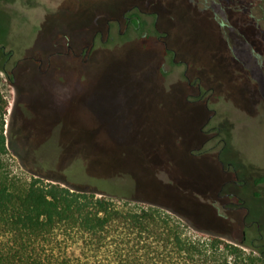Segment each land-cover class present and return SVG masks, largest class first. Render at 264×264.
I'll return each mask as SVG.
<instances>
[{"label": "rangeland", "instance_id": "374dc122", "mask_svg": "<svg viewBox=\"0 0 264 264\" xmlns=\"http://www.w3.org/2000/svg\"><path fill=\"white\" fill-rule=\"evenodd\" d=\"M248 60L194 0H0L1 163L177 212L190 237L264 242V85Z\"/></svg>", "mask_w": 264, "mask_h": 264}, {"label": "trees", "instance_id": "16d2710c", "mask_svg": "<svg viewBox=\"0 0 264 264\" xmlns=\"http://www.w3.org/2000/svg\"><path fill=\"white\" fill-rule=\"evenodd\" d=\"M194 2L212 14L232 52L248 56L243 69L264 85V0ZM229 9L244 21L230 23L221 14ZM4 113L0 99V264H264L262 241L190 237L185 230L192 221L177 212L119 206L52 178L11 174L1 163L7 153ZM254 182L264 183V176Z\"/></svg>", "mask_w": 264, "mask_h": 264}, {"label": "flooded vegetation", "instance_id": "af4514ba", "mask_svg": "<svg viewBox=\"0 0 264 264\" xmlns=\"http://www.w3.org/2000/svg\"><path fill=\"white\" fill-rule=\"evenodd\" d=\"M127 24H129L131 21H134L131 16L126 17Z\"/></svg>", "mask_w": 264, "mask_h": 264}]
</instances>
